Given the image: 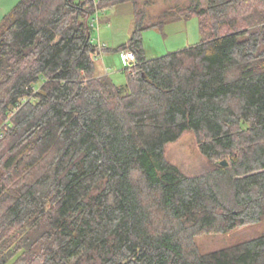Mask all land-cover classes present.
<instances>
[{"label": "trees", "instance_id": "1", "mask_svg": "<svg viewBox=\"0 0 264 264\" xmlns=\"http://www.w3.org/2000/svg\"><path fill=\"white\" fill-rule=\"evenodd\" d=\"M138 2L20 0L0 24V264H264V0ZM127 3L117 85L91 24ZM193 17L199 44L146 57L144 30ZM185 132L193 174L166 157ZM204 234L237 236L202 253Z\"/></svg>", "mask_w": 264, "mask_h": 264}, {"label": "rangeland", "instance_id": "2", "mask_svg": "<svg viewBox=\"0 0 264 264\" xmlns=\"http://www.w3.org/2000/svg\"><path fill=\"white\" fill-rule=\"evenodd\" d=\"M20 0H0V24L4 18L17 6ZM139 0V7L144 8L149 17H155L164 11L185 8L192 4L206 6V0ZM99 33L93 29L92 38L98 36L102 44L109 50H103L98 57L100 67L106 63L107 73L117 85H125L127 76L124 72L126 66L122 62L121 48L128 44L133 32L134 6L127 3L100 11ZM110 24V26H109ZM199 19L193 17L187 21L181 20L166 25L163 29L149 28L142 33V44L146 57L149 60L183 50L200 43ZM166 157L169 162L180 167L187 173L198 172L206 163V159L200 153L198 141L194 133L185 132L181 138L167 146ZM237 234H204L196 238L198 249L202 253H212L228 247L232 244Z\"/></svg>", "mask_w": 264, "mask_h": 264}, {"label": "built area", "instance_id": "3", "mask_svg": "<svg viewBox=\"0 0 264 264\" xmlns=\"http://www.w3.org/2000/svg\"><path fill=\"white\" fill-rule=\"evenodd\" d=\"M99 13L100 12H98L96 14V16H95V18H94V20H93V22L91 24V26L93 27V29L97 30L98 33H99V27H96V23L100 21L99 20ZM94 40L99 45L100 48H103V47L106 46V45H104V44H102L100 42V39L99 38L94 39ZM122 60H123L124 66H126V68L133 66L136 63V61H137L136 60V56H135V54H134L133 51L122 52Z\"/></svg>", "mask_w": 264, "mask_h": 264}, {"label": "crops", "instance_id": "4", "mask_svg": "<svg viewBox=\"0 0 264 264\" xmlns=\"http://www.w3.org/2000/svg\"><path fill=\"white\" fill-rule=\"evenodd\" d=\"M109 26H110V24H109ZM133 29H134V22H133ZM98 38H99V36H98ZM100 39V38H99ZM102 40H100V42H101ZM102 43V42H101ZM122 58V57H121ZM98 61H100V59L98 58L97 59V62ZM122 62H123V60H122ZM107 67H106V63L105 62H103L102 63V65L100 66V67H98L97 66V72L99 73V76H103V75H108V73H107Z\"/></svg>", "mask_w": 264, "mask_h": 264}, {"label": "water", "instance_id": "5", "mask_svg": "<svg viewBox=\"0 0 264 264\" xmlns=\"http://www.w3.org/2000/svg\"><path fill=\"white\" fill-rule=\"evenodd\" d=\"M222 164H223V165H226V164H227V162H226V161H224Z\"/></svg>", "mask_w": 264, "mask_h": 264}]
</instances>
